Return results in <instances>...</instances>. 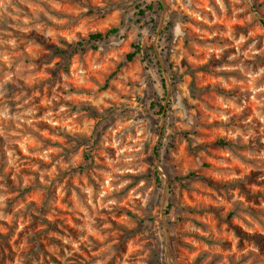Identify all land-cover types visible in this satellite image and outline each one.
Masks as SVG:
<instances>
[{"label":"rangeland","instance_id":"obj_1","mask_svg":"<svg viewBox=\"0 0 264 264\" xmlns=\"http://www.w3.org/2000/svg\"><path fill=\"white\" fill-rule=\"evenodd\" d=\"M0 264H264V0H0Z\"/></svg>","mask_w":264,"mask_h":264},{"label":"trees","instance_id":"obj_2","mask_svg":"<svg viewBox=\"0 0 264 264\" xmlns=\"http://www.w3.org/2000/svg\"><path fill=\"white\" fill-rule=\"evenodd\" d=\"M153 8H154L153 5H150L149 6V9L150 10L153 9ZM142 12H144V11L142 10ZM118 31H119V28L118 27H114V28L109 29L106 32H94V33H90L88 35V37L82 38L81 40L75 42L74 44H71L72 49H70V51H69V49H60V48H57L56 49V52L59 53V54H65V53L70 52V54H72V53H74L76 51L85 50L86 49V46H90V48L91 49H94V50L95 49H98V44L100 42H103V41L109 39L112 35L116 34ZM134 48H135L134 51H132V52H130V53L127 54L126 58L128 60H133V58L135 57V55L137 53H140L141 50H142V47L140 45H138V44L137 45H134ZM162 86H163V88L167 89V79L164 76H162ZM106 87H107V84H105L104 88H106ZM160 106H161V108H163V105H160ZM219 143L226 144L225 141H220ZM156 173H157V177H158L157 180L160 181L161 175H160L159 171L156 170Z\"/></svg>","mask_w":264,"mask_h":264}]
</instances>
